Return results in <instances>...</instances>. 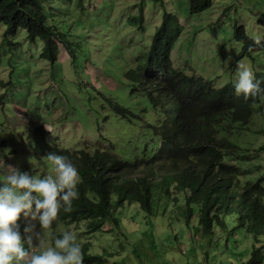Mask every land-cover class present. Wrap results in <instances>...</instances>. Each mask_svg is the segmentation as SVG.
Segmentation results:
<instances>
[{"label":"rangeland","instance_id":"obj_1","mask_svg":"<svg viewBox=\"0 0 264 264\" xmlns=\"http://www.w3.org/2000/svg\"><path fill=\"white\" fill-rule=\"evenodd\" d=\"M81 1L83 6L80 0L73 4L58 0L48 8L49 20L64 35L62 50L68 53L60 52L54 63L40 57V41L29 42L22 31L7 36V28L0 26V158L14 159L22 172L31 167L33 175H54L51 162L33 152L43 143L35 133L41 127L47 132V144L70 151L98 147L128 163L155 151L158 139L144 125L152 119L151 112H142L144 102L136 105L130 90L138 89L133 82L165 18L178 19L183 27L172 52L175 68L208 78L215 87L234 83L239 63L253 72L264 69V53L236 63L242 46L233 39L234 27L243 26L257 41L263 40L259 19L264 15V0H211L210 8L195 15L190 13V0ZM14 42L19 44L14 47ZM108 98L131 112L121 115L105 101ZM242 135L239 142L249 150L261 140L253 132ZM249 156L252 176L264 177V153ZM9 164L8 160L1 163L4 168ZM3 178L0 174V182ZM186 194L156 190L152 213L142 211L137 203H126L112 212L117 223L106 222L92 234L84 224L53 223L44 232L43 245L68 230L88 244L89 255L103 257L102 264L245 262L255 245L253 236L238 232L232 238L231 225L219 241V235L201 236L197 207L190 205L189 218ZM259 240L257 244L264 245V236Z\"/></svg>","mask_w":264,"mask_h":264},{"label":"trees","instance_id":"obj_2","mask_svg":"<svg viewBox=\"0 0 264 264\" xmlns=\"http://www.w3.org/2000/svg\"><path fill=\"white\" fill-rule=\"evenodd\" d=\"M211 5V0H190V13L200 14ZM49 17L38 0H0V26L7 28L6 35L25 31L30 42H41L40 57L54 63L64 35ZM260 22L264 23V16ZM170 23L174 24L171 28ZM182 29L177 20L165 18L133 82L139 90H130L136 105L144 102L142 112H151L152 119L145 120L144 125L158 139L157 148L147 158L128 163L98 147L60 149L45 142L47 132L43 127L41 132H35L43 142L41 147H34L35 155L53 152L66 156L80 175L79 198L73 201L71 212L61 211L56 220L65 225L83 223L87 232L94 233L106 222L117 223L112 212L125 203H138L142 211L150 214L156 189L166 195L183 191L187 192L189 218L190 205L197 207L201 236L219 235V241L222 231L231 225L228 233L232 238L243 232L255 239L249 258L242 264H264V245L257 244L264 236V177L252 176L249 150L237 144L239 138L245 137L242 133L254 132L250 126L264 110V93L245 100L234 94L232 83L215 88L199 76L174 70L170 51ZM233 37L242 46L237 60L264 51V43L254 42L243 26L234 27ZM254 74L264 77V70ZM105 101L123 116L131 112L112 98ZM254 151L264 152V146ZM143 164L148 165L147 170L138 169ZM79 243L83 264L105 261L89 255L88 244ZM32 246L38 249L35 239Z\"/></svg>","mask_w":264,"mask_h":264},{"label":"clouds","instance_id":"obj_3","mask_svg":"<svg viewBox=\"0 0 264 264\" xmlns=\"http://www.w3.org/2000/svg\"><path fill=\"white\" fill-rule=\"evenodd\" d=\"M56 1L58 0H38V4L44 8L46 7L48 10L49 6ZM67 1L71 4L74 3V0ZM79 4L80 6L84 5L81 0ZM177 22L179 24L178 19ZM259 23L264 26V23H261L260 19ZM245 33L254 42L264 43V38L257 41L246 30ZM7 36H10V34ZM27 39L30 42L28 37ZM18 44V42L13 43L14 47ZM151 46L148 52L151 51ZM173 49L170 51L171 66L174 70L181 71L174 67L172 59ZM60 52L68 55L65 50H62V46L60 45L57 59ZM259 53L262 54L264 51L252 53L251 57L244 55L242 58H250L251 60ZM238 55L234 58L236 63L242 59L237 60ZM258 71L260 70L253 72L249 65L239 63L236 67L234 83L228 82L225 84L232 83L234 94L236 96H243L245 100L249 97H256L264 93V77H257L254 74ZM154 73L153 71V75ZM186 74L189 75L188 73ZM193 75L198 76L196 74ZM203 79L210 81L208 78ZM210 82L213 84L212 81ZM262 122L264 123V110L260 118L253 122L257 123L253 126V133L261 135V140H258L256 143L261 142V144L257 148H254L256 143L251 144V150L247 149L249 150L248 156L250 153H256L254 150L264 146V127H258ZM232 141L234 140L232 139ZM237 144L241 148L246 149L239 141H237ZM45 157L47 161L51 162L54 175H33L35 169L31 167L29 169L24 168L22 172L18 170L19 167L16 166L14 159L12 162L11 158H0V174L4 176L3 181L0 182V264H83L84 256L82 246L79 243V241H83L78 239L72 231H63L59 236L53 238L50 245H43L44 232L49 230L53 226V223L57 225L61 224L63 227L71 225L59 223L56 219L61 211L64 213L71 212L73 201L78 199L80 195L77 187L80 182V175L74 162L66 156L53 152L47 153ZM5 160L10 161V164L4 168L1 163ZM4 170H9V172L3 174ZM161 177L162 175L157 176V178ZM156 190L164 193L160 189ZM21 219L26 220V222H20ZM107 230L108 228L104 227V231ZM34 239L39 245L38 249L36 246H32ZM24 244H27L28 247L25 248Z\"/></svg>","mask_w":264,"mask_h":264}]
</instances>
